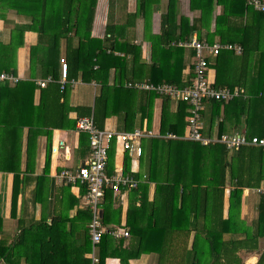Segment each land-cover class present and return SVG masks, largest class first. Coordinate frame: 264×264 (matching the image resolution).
I'll return each instance as SVG.
<instances>
[{"label": "trees", "instance_id": "obj_1", "mask_svg": "<svg viewBox=\"0 0 264 264\" xmlns=\"http://www.w3.org/2000/svg\"><path fill=\"white\" fill-rule=\"evenodd\" d=\"M175 1L170 0L168 12L163 15L164 32L160 43L152 46L153 82L173 83L182 88L192 84L193 80L183 81V70L186 67L185 46L177 42L184 40L194 30L198 32V39L201 41L214 43L218 37L217 42L239 43L243 47L240 55H236L233 50L223 49L218 55L210 56L215 59L212 67L217 70L219 79L222 76L220 65L227 61L231 62L233 57L236 63L234 67L236 80L232 81L229 87L231 89L245 88V93L228 102L216 99L206 100L210 114L209 131L213 130L218 120L219 136L227 133L230 126L232 131H245L250 137H264V64L259 66L261 68L252 77L254 84L261 79L255 92L248 88L250 75L248 63L244 68L241 66L243 61H249L255 52H259L260 59L264 60V12L247 5V0H191V8L200 11L199 17L194 19L192 26L187 17H182L180 24L177 25L172 17L175 12ZM97 2L98 0H11L9 3L18 13L30 17L31 22L23 26V31L35 30L40 36L38 45L31 48V67L40 65L43 77H53V81L42 89L43 95L47 97L49 95L53 99L52 105L59 104L57 109L52 110L50 116L45 117V121L47 118L45 123L50 128H62L66 125L75 128L80 116L92 111L91 107L69 105L72 89L70 81L64 89L61 88L58 66L61 59L62 40L66 42L65 59L68 62V80L77 78L79 75L84 82L94 79L102 86L93 108L97 127L101 129L104 127L106 118L111 115L109 105L113 103V100L117 101L119 97L124 99L125 96H131L137 91L124 87V83L140 78L135 65L141 61V47L128 41H120L118 30L121 26L110 22L107 25L105 39L92 36ZM152 4L153 0H138L137 12L143 13L146 17ZM218 5L223 7V12L216 17L215 29L212 31L213 13ZM150 11L152 12V9ZM178 27L182 32L177 37L175 35ZM1 49L3 46L0 43V51ZM115 51H122L124 55L122 57L116 55ZM192 54L195 57L194 49ZM3 55L0 52V72L15 73V66L3 62L1 58ZM113 68L115 82L111 84L110 76ZM22 84L23 81H19L16 87ZM216 85L224 87L220 82ZM10 89L9 82H0V91ZM142 92L149 95L150 108H153L154 98L163 97L161 136L143 137L140 170L131 169V158L127 155L124 172L132 174L139 180L144 178V174L146 175V182L140 181L139 185L132 189L135 198L141 199L139 207L143 210L142 213L146 207L150 183H155V196L148 204L150 211L147 212L146 218L149 227L147 224L145 226L144 221H140L141 215L132 214L136 205L130 204L126 224L121 225L120 228L130 230L131 245L129 248H124L122 239L116 242L111 235L105 234L100 243L94 247L98 258V261L94 262L87 256L93 249L89 228L93 212L90 207H87L78 209L76 214L71 215L70 208L79 202L76 200L69 205V209L67 207V214L56 213L50 222L42 219L26 224L19 219L17 232L12 241L0 239V261L4 260L5 264H22V262L25 264H106L108 257L117 256L121 259V264H130L131 258L140 257L143 253L158 252L161 257L159 264H164L169 259L164 251L173 245L174 231L181 229L190 232L191 230L188 224L180 228L173 224L176 214H181L189 221L190 219L215 223L220 221L221 225H224V221L234 219V211L241 205L244 188L260 186L264 181V150L257 146H242L230 152L222 143L203 145L198 141L183 138L188 125L190 105L179 100L176 119L172 120L171 97L152 91ZM246 92L249 94L248 97H245ZM71 110L77 111L78 119L69 118ZM148 117V123L151 125L152 113L148 114ZM123 121L125 131L133 130L134 124L129 123L126 116ZM82 134L88 138L90 144L89 133L82 132ZM113 152L112 148L109 152V163L113 162ZM5 161L0 162V170L5 168ZM48 165L49 154L46 160V166ZM44 171L47 173L48 170ZM108 173H113L112 168ZM20 174L19 170L14 177L12 217L17 216V198L20 187L26 179L25 177L21 179ZM44 179L45 177H37V186H40V181ZM228 180L233 187L229 195V216L225 220L223 210ZM82 189L85 193L86 188L82 187ZM114 193L111 188L105 190L103 206L107 213L104 220L102 219L105 227H109L108 225L113 222L121 223L119 217L115 221L109 217L110 210L112 212L113 208L112 194ZM3 224L0 202V234ZM220 226L216 229L217 234L206 232L208 240L204 243L203 250L204 252L207 248L212 250L214 257L211 260L199 256L197 240H195L192 250L188 251V256L182 258V261L187 260L190 264H243L242 261L235 263V259L226 258L227 252L236 253L242 247L254 250L257 244L224 240L221 235L224 227ZM211 227L216 226L213 224ZM160 234L161 237H158L157 235ZM259 264H264V252Z\"/></svg>", "mask_w": 264, "mask_h": 264}, {"label": "crops", "instance_id": "obj_2", "mask_svg": "<svg viewBox=\"0 0 264 264\" xmlns=\"http://www.w3.org/2000/svg\"><path fill=\"white\" fill-rule=\"evenodd\" d=\"M10 2L11 0H0V43L3 46L0 52L4 54L1 57L4 60L3 62H8L10 66L14 65L16 75L20 77V81H23V84L18 87H16V84H10V90L0 91V162L6 160L5 168L0 170V202L4 218V226L0 239L4 238L12 241L14 234L17 232L19 219H22L26 224L42 219L50 222L56 213L67 214V207L69 209V205L76 200H79V202L70 208L71 215L76 214L78 209L89 207L86 192L83 193L82 187L65 183L60 178V173L64 169H76L86 163L90 159L91 147L88 138L77 129V126L75 128L67 127V125L62 128H50L45 123L47 122V118L45 121V117L50 116L53 112L52 110L57 109L59 104L52 105L53 99L49 95L48 97L43 95L42 89L44 87H40L37 84V81L45 79L42 75L43 70L41 66L36 65L34 68L31 67V48L38 45L40 36L35 30L25 29V32L23 31V26L31 22L30 17L18 13L16 9L9 5ZM169 3L170 0H153L150 8L152 12L149 9L147 11L148 17H145L143 13L137 12L138 0H98L92 36L105 39L107 25L110 22L121 26L118 30L120 41H128L141 47V61L135 65L137 75L140 78L130 81L150 80L153 82L151 77L152 46L153 44L160 43L161 35L164 32L162 18L168 12ZM174 10L175 12L172 17L175 20L174 23L177 25L180 24L182 17H187L190 20V26H192L194 19L200 15L199 10L191 8V0H176L174 2ZM222 12L223 7L218 5L213 13L212 31L215 29L216 17ZM181 32V29L178 27L175 36L178 37ZM194 38L198 39V32L195 30L186 36L184 39L186 41L180 40L177 43L181 45L180 42L187 43ZM217 41L218 37L215 42ZM192 51V47L185 46L186 67L183 70L182 77L184 82L193 80L195 58ZM65 53L66 42L62 40L61 58H65ZM115 54L121 57L124 55L122 51H115ZM235 54L240 55L242 53L235 52ZM259 55V52H255L249 61H243L241 65L243 68L247 63L249 65L248 88L252 92L257 90L261 81V79H258L255 84L252 81L254 73L259 71L261 64H264V60L260 59ZM129 59H132L131 55ZM214 60L213 57H210L209 80L214 85L220 82L224 87H229V84L236 80V73L234 72L236 63H234L233 57L231 62L227 61L220 65L222 71L220 79L217 77V70L212 67ZM58 72L61 75V62L58 66ZM114 77L115 69L113 68L110 76L111 84L115 82ZM72 80H75L76 83L71 86L69 105L72 107H91L92 111L80 116V118L89 116L94 118L93 108L96 103V97L101 93V84L94 79L90 82H84L79 75L77 78H71L69 81ZM243 89L245 93V88ZM139 91L133 92L134 94L131 96H125L124 99L119 97L117 101L113 100V103L109 105L111 115L106 118L102 129L115 132L125 131L123 119L126 116L129 119V123L134 124L133 130L140 129L147 131L149 135L146 137L161 136L163 97L154 98L153 108H150L151 101L149 95L146 92H142V90ZM248 95L246 92L245 97H248ZM178 104L179 100L172 99V120L176 119ZM208 105V102H206L202 112V133L209 138L221 137L222 135H218V120H216L213 130L209 131L210 114ZM85 108L83 110H88ZM151 113L152 123L150 125L148 123V114ZM69 118L78 119L77 111L71 110ZM187 133L188 125L183 138H186ZM234 133L247 134L245 131H232L230 126H228L227 133L225 134ZM112 148L114 150L112 155L113 162L108 163V171L112 168V172L121 171L125 173L124 166L127 155L131 158V169L133 171L140 170L141 156L137 157L136 155H131L128 151H124L116 140L113 141L110 150ZM228 150L230 152L234 151L233 149ZM47 154H49L48 166H46ZM46 169L48 170L47 173L44 171ZM19 170L21 171L20 178L23 179L25 177L26 179L20 187L17 198V216L12 217L14 177L15 173ZM37 177H45L43 181H40V186H37ZM145 177L146 175L144 174V178L139 180V183L140 181L146 182ZM232 187L228 180L225 187V206L223 210L225 220L229 216V195ZM258 187H264V181L260 186L244 188L241 205L234 211V219L232 221H224V225H221L220 221H216V223L214 221H194V219H190L189 221L182 217L181 214H176L173 224L179 228L188 224L191 230L190 232L181 229L174 231L173 245L164 251L166 257H169L168 262H164V264H190L187 260L183 262L182 258L188 256V251L192 250L195 240H197L196 245L199 250V256L211 260L214 257L212 250L208 248L206 252L203 250L204 243L208 240L206 232L217 234L218 230L216 229L220 225L224 227L221 234L224 240L255 242L257 244L254 250L242 247L236 253L232 251L227 252L226 258L235 259V263L242 261L243 264H259V260L264 252V195L256 192ZM132 189L112 194L113 208L112 212L110 210L109 217L112 221H115L119 217L121 223H110L109 227L106 226L107 228L120 227L126 224L130 204L136 205L132 214L135 216L141 215L140 221H144L145 226L147 224L149 227L146 218L147 212L150 211L148 204L152 202L155 196V183H150L146 207L143 213V210H140L141 208L139 207L141 199L135 198ZM103 203L101 210L103 214L102 219L104 220L107 211ZM119 211L121 213L118 214ZM213 224L216 226L215 228L211 227ZM157 236L161 237V234ZM113 238H115L116 242L122 239L124 241V248H129L131 245V235L130 237ZM95 249L93 246L92 252L88 253L87 256L92 258ZM160 259L161 257L158 252H150L143 253L137 258H131L129 263L159 264L161 263ZM0 264H5V261L1 260ZM22 264L25 263L22 262ZM106 264H121V259L117 256L108 257Z\"/></svg>", "mask_w": 264, "mask_h": 264}, {"label": "built area", "instance_id": "obj_3", "mask_svg": "<svg viewBox=\"0 0 264 264\" xmlns=\"http://www.w3.org/2000/svg\"><path fill=\"white\" fill-rule=\"evenodd\" d=\"M247 5L257 11L264 12V0H247ZM180 44L192 47L195 51L192 85L182 88L173 83H154L150 80H144L127 81L124 86L130 89L156 92L162 96H169L172 99L187 102L190 105L187 139L201 142L203 145L220 142L225 144L228 149H238L242 146H257L264 150V137H250L245 133H234L224 134L218 138H209L202 133V112L205 108L206 100L216 99L228 102L244 93L243 88L217 87L209 80V57L218 55L223 49L233 50L240 54L243 51L242 45L239 43H209L197 38L187 43L180 42ZM60 62L61 75L59 82L61 88L64 89L69 81L68 62L65 58H61ZM5 81L10 84H16L20 81V77L13 72L2 71L0 72V82ZM50 81H53L52 76L37 81V84L40 87H46ZM75 83V80L70 81L71 86L75 85ZM77 129L90 135V159L76 169H64L60 173V178L65 183L86 188L87 203L93 212V219L89 228L94 247L100 243L105 234L116 238L129 237L130 232L128 229L116 226L105 227L102 222V215L100 214L107 188H111L114 192H120L136 188L139 185V179H136L132 174L121 171L108 173L109 151L113 141L116 140L124 151L140 157L143 153L141 140L149 134L147 131L140 129L118 132L101 129L96 126L92 116L79 118L77 120ZM256 192L264 195V187H258ZM92 259L94 262L98 261L94 251Z\"/></svg>", "mask_w": 264, "mask_h": 264}, {"label": "water", "instance_id": "obj_4", "mask_svg": "<svg viewBox=\"0 0 264 264\" xmlns=\"http://www.w3.org/2000/svg\"><path fill=\"white\" fill-rule=\"evenodd\" d=\"M100 214L103 215V214H102V210L100 211Z\"/></svg>", "mask_w": 264, "mask_h": 264}]
</instances>
